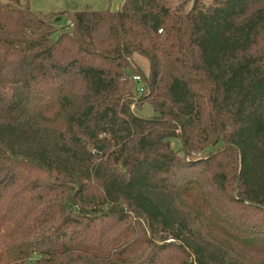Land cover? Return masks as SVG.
<instances>
[{
	"label": "trees",
	"instance_id": "trees-1",
	"mask_svg": "<svg viewBox=\"0 0 264 264\" xmlns=\"http://www.w3.org/2000/svg\"><path fill=\"white\" fill-rule=\"evenodd\" d=\"M65 15L0 1V264H264V0Z\"/></svg>",
	"mask_w": 264,
	"mask_h": 264
},
{
	"label": "rangeland",
	"instance_id": "rangeland-1",
	"mask_svg": "<svg viewBox=\"0 0 264 264\" xmlns=\"http://www.w3.org/2000/svg\"><path fill=\"white\" fill-rule=\"evenodd\" d=\"M2 3H8V0H0ZM172 9H183L184 11H190L194 7L195 0H167ZM226 0H199V5H204L205 7H212L217 5V3ZM29 2V6L35 12L54 14V23L57 29H62L66 25H69L68 19L66 18L65 12L73 13L75 11L82 10H94V11H104L112 10L116 11L123 0H20L21 6L25 7ZM133 61L135 65L141 69L143 74L148 77L150 74V64L149 61L139 54L133 56ZM140 84L136 86V101L133 105V110L136 114L142 118L151 119L157 114L155 113L153 107L148 102L139 104L140 99L146 100L148 97L144 77L140 75ZM135 80V79H134ZM136 82V80H135ZM172 147L175 150L180 151L182 144L179 139H173L171 141ZM211 150V149H210Z\"/></svg>",
	"mask_w": 264,
	"mask_h": 264
},
{
	"label": "built area",
	"instance_id": "built-area-1",
	"mask_svg": "<svg viewBox=\"0 0 264 264\" xmlns=\"http://www.w3.org/2000/svg\"><path fill=\"white\" fill-rule=\"evenodd\" d=\"M140 76H135L134 79L136 80V83L138 84L140 82ZM140 84V83H139Z\"/></svg>",
	"mask_w": 264,
	"mask_h": 264
},
{
	"label": "crops",
	"instance_id": "crops-1",
	"mask_svg": "<svg viewBox=\"0 0 264 264\" xmlns=\"http://www.w3.org/2000/svg\"><path fill=\"white\" fill-rule=\"evenodd\" d=\"M120 7V6H119ZM83 11V10H82ZM94 11V10H93ZM76 12V11H75Z\"/></svg>",
	"mask_w": 264,
	"mask_h": 264
}]
</instances>
